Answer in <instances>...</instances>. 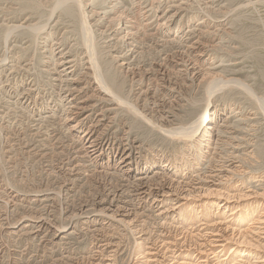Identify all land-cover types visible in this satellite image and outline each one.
I'll return each mask as SVG.
<instances>
[{"label":"rangeland","instance_id":"1","mask_svg":"<svg viewBox=\"0 0 264 264\" xmlns=\"http://www.w3.org/2000/svg\"><path fill=\"white\" fill-rule=\"evenodd\" d=\"M85 1H88L87 17H91V11L95 12L86 20L88 30L93 33L94 59L101 74L115 78L119 97L129 106L122 104L123 107L107 97L101 102L95 92L98 85L92 77L93 68L89 71L91 64L84 44L87 29H83L81 21L85 19L81 18L82 9L75 0H0V264H91L100 240L110 238L122 245L113 264H141L143 249H139L136 241L143 234L137 233L138 236L125 224L109 222L102 214L104 207L100 206V201L110 202L115 193L122 194V200L129 197L130 182L120 174L124 164L114 152V144H128L134 153L139 151L140 168H147L145 171L152 174L162 168L164 161L173 164L180 159L188 168L185 175H194L197 164L204 168L211 158L209 154L200 157L205 154V147L198 143V152H194L197 144L191 143L189 150L177 142L172 146L155 127L168 128L162 116L170 104L177 109L166 115L174 117L185 116L183 107L175 105L185 103L184 99L192 104L188 115L205 108L206 75L214 65H223L215 71L222 84L233 81L229 86H220L222 90L214 96L220 106L233 105L227 111L231 113L227 116L230 122L238 120L240 111L243 116L250 113L257 118V122L240 124L236 129L238 136L242 129L247 130V135H253L257 143L246 165L248 177L234 180L229 188L217 189L231 192L235 187L236 191L231 192L234 196L247 190L257 191L238 201L246 212L256 207L255 215L261 211L258 203L264 202V186L255 189L264 183L259 182L264 181V0H117L121 3L119 9L105 15L101 13L112 0ZM136 7L138 10L133 13L127 11ZM125 11L127 21L121 22L125 26L115 32L121 27L119 23L111 30V21H118ZM195 42L200 43L191 57L198 60L203 71L198 77L197 72L171 67L174 56L182 51L181 43ZM199 53L204 54L203 60L198 58ZM62 56L75 61L67 65V69L74 66L72 74L61 66ZM160 69L166 70L164 77L158 76ZM70 78L76 79L78 92L71 89L72 83L67 82ZM81 105L86 109L79 110ZM89 115L90 122L86 119ZM180 122L186 121L180 118ZM92 123L99 124L96 139L103 138L97 154L102 155L100 158L84 146L85 132ZM194 161L198 163L195 165ZM176 166L178 171L180 167ZM172 168L170 175L184 172L182 168L181 173ZM202 200L209 202L207 207L214 211L213 215L220 213L212 217L216 221L229 216L230 212H226L221 217V212L212 205L216 195ZM151 201L144 209L151 218L149 225H145L148 231L153 230L155 223L149 211ZM60 230L64 234L56 237V231Z\"/></svg>","mask_w":264,"mask_h":264},{"label":"bare ground","instance_id":"2","mask_svg":"<svg viewBox=\"0 0 264 264\" xmlns=\"http://www.w3.org/2000/svg\"><path fill=\"white\" fill-rule=\"evenodd\" d=\"M75 1L77 2L78 6L82 9V12L80 14L81 18H83L84 16V19H85L84 21H81L83 29L84 28L87 29V31L84 34V44L87 47V51L89 55L88 64H91V69L88 67L89 71H91L93 68L94 74H92V77L95 78L96 84L98 85L97 87L95 86L96 87L95 92L97 94L99 93L98 97L101 98V102L102 100L105 99V98L103 99V97H107V99L110 98L109 100L113 102L116 101L120 103L121 105L123 104L124 106H129L127 102L123 101L119 97V92H117L118 83L116 82L115 78L106 76V75L104 76L103 74H101L99 64L94 59L96 54H95V49L93 46L94 44L92 43V41L94 40L92 39L93 33L92 31L88 30L87 28L88 25H87L86 20H89L91 17H93L95 15V12L91 11L92 13L91 17H87L86 9L88 8V5L86 3L88 1L87 2L85 0H75ZM117 2H118L117 0H112L109 3V7L105 8V10L106 9L107 10L101 14L105 15V13L107 12H113L119 9V6H121V3L119 2L117 3ZM114 3H116L117 5ZM140 4L141 3H139V5ZM134 10L136 11L138 10V8L136 7L133 10L132 8L127 9L129 13L130 12L133 13ZM147 10L149 11V9ZM152 10L153 9H151V11ZM126 14H127L126 11L125 13H122L119 16L118 21H113L115 23H112L111 21V25H110L111 30L117 27L119 23L121 24L122 20H124L123 22L127 21ZM139 14H140V11H139ZM130 23L132 24V22ZM124 26L125 24L124 25L121 24L120 29H118L117 27L115 29V32L120 31L121 28H123ZM139 26L141 27V25ZM138 29L139 28H137V30ZM125 34L127 36H131L129 32L127 33L125 32ZM126 35H124V39L127 38ZM133 35L134 34L132 33V37ZM199 43L200 42H195L194 44H191V45L181 43L182 46L181 47L179 46V47L182 48V51L179 50V52H177V54L174 56L173 62L171 61V64H172L171 67H175L179 69L185 68L186 69L185 71H187V73H189L188 70L197 72V77L200 76V74H203L202 73L203 71L200 70L201 67H199L198 65V60H195L191 57V54L194 52V50L196 49L195 47L198 46ZM205 56H206V53H205ZM203 57H204V54H200L198 56V58L202 60H203ZM60 60L62 61L60 64H62L61 66L65 67V71L69 70L71 71L70 74H72L73 72L72 69L74 68V66L68 67L67 69V65H71L75 61H72L71 59L67 60L65 56H62ZM124 61H125L124 59L120 61V62H123V64L121 63L123 66L126 64ZM197 66H198V69H197ZM221 66L223 65L221 64ZM221 66L214 65L212 69L208 70V74L206 75L208 77L207 79L208 83H206L207 85L204 84L205 85L204 92L206 93V94L204 93L206 104L204 106L205 108L201 112L200 110H198V107H197L196 108L198 110L197 114L195 112L193 113L190 112L189 113L190 115H188L187 113L188 107L192 104L189 103L190 100L184 99L185 103L180 101L178 104H175V105L177 107H183V110L185 111V116H180V114H177L175 117L172 115L170 116V114L166 115L167 113L173 112V110L177 109V108L174 109V104L169 103L171 107L169 108L168 112L166 114L164 113L162 116L163 118L162 122L164 125H166V127L168 126V128L154 126L155 128H159L160 130L159 133H162V135H165V137H167V139L170 140V142L172 143V146L174 142H177V144H182L183 148H186V149L188 148L189 150L191 143H193L194 145L197 144V147L195 146L196 150L194 152H198L197 148L199 147V145L201 147L202 146L205 147V150H206L205 154L201 153V155L200 154L199 155L200 157H206V155L209 154L211 155V158H210L211 161L210 160L207 161L208 164L204 168L199 167L197 164L198 162L196 163L194 161L195 165L197 164V172L191 176L185 175V173H187L188 171V168L185 162L183 161L184 162L183 163L182 160L180 159L176 163L173 162V164L171 163V161H166V162L164 161L162 168L159 171L154 172L152 174L151 172L145 171V170H148L147 168L146 169L140 168L141 165L139 163V157H138L139 155L137 156L139 151L138 153H134V150L131 147L127 146L128 144L125 146H121V145L116 146V144H114L115 148L113 150L116 154H118L121 157V162L124 164V169L121 168L123 172L120 174H122L123 177L125 175L126 178L128 179V182H130V185H129L130 187L127 188L128 191L130 189L128 193L129 197L126 198V200H122L124 198L122 194L119 195L115 193L116 196H114V198L111 199L110 202L105 201L106 199L100 201V206L104 207V211H102V214L104 215L106 219H108V221L110 220L112 222H116V223L118 222V224L119 223L125 224L127 227H129L131 231L135 232L136 234L137 233L143 234L142 235L143 237H145L146 234L148 235V237H145V238L140 237V239L136 241L139 249H143L142 254H144V260H141L142 261L141 264H264V202L260 203L258 201L259 202L258 208H260L261 211L257 213V215H255L256 207L251 208L249 212H246L244 211L243 207H240L241 204H239L238 201L243 198H247L248 196H252L254 195V193L256 194L257 191H255L254 189L252 191L247 190L245 193L242 191L243 193H238L237 196H234V194H232L234 192V191L232 192V190L236 191L234 186H233L234 188L231 189L232 193L230 192V189H227V192L225 191L223 192L221 191V189H217L218 187L220 188L224 186L225 188H229V185L234 180H237V179L239 180L240 178L249 175L246 169L248 166L246 167V165L248 163V160L252 159V156L255 152V148L257 147L256 146L257 143L254 142L253 135H250V134L247 135V130L245 131V129H242L240 133L242 135V136L240 135L241 137L238 136L237 134L238 130L236 131V129H238L240 124L245 125L248 122H251V123L257 122V118L254 116V114L246 113L245 116H243L241 115L242 113H240L241 112L240 111L237 113L238 115L236 116L238 120L235 123H231L229 120L231 118L227 117L231 113L228 114L227 111L228 109L233 107V105L225 104L224 106H220L217 104L219 101H217L216 97L214 96H216L215 94L217 92L222 90L220 86L224 84L225 86H229L233 84L232 83L233 81L231 82L229 80H226V82L222 84V80H221L222 78L218 76L217 74H215V71L218 72ZM222 69L224 68L222 67ZM205 73H206V70H205ZM160 74H162L164 77L166 75V70L160 69L158 76ZM71 77H73V75ZM168 81L170 82V79ZM202 81L204 82L205 79ZM67 82L72 83L70 86H71V89H73V91L77 90L76 79L70 78V80H67ZM235 83H238V82L235 81ZM171 84L173 85V87H175L174 85H176L175 83H171ZM214 86L216 87L215 89H213ZM186 88H188V86ZM172 90L176 91V88H173ZM182 91L183 90H181L178 94H181ZM90 98L92 99L93 97H90ZM99 100H96V101H99ZM101 102H99V104ZM83 105L79 107V110L86 109V107H82ZM118 107H121V106H118ZM191 108H193V106ZM107 110L109 111V109ZM136 112L139 114L138 110H136ZM90 116L91 115L87 116L86 119H88ZM172 118H173V121H172ZM180 118L185 120L187 124L189 123V125H184L186 123V122L183 123L184 121L180 122ZM101 121L102 120H99L98 122L101 123ZM98 126H99L98 123H95V124L92 123L88 127V130L85 132V135H84L86 139L85 145H84L86 146V150L92 155L96 154L95 155L96 158H100L102 156L101 154L100 155H97V154H99V151H101L100 145L103 143L101 141L103 138L97 140L95 137ZM161 126L163 125L161 124ZM108 143H111V142H108ZM175 160L176 158L173 159V161ZM120 164H119V167H120ZM199 164H201V162ZM153 165L156 166V163ZM176 165H178L180 168L183 169L184 172L182 173V175H178V174L170 175V171L173 170L172 168L173 166L176 170L177 168ZM179 169L178 171L176 170L178 173L180 172ZM133 173L135 174L137 173V175L134 177ZM253 178H254L253 176L250 177L251 180H253ZM130 180H133V181H130ZM125 182L127 183V181ZM259 182H264V181L260 180ZM261 186H264V183L259 184L257 187H255V189L261 188ZM122 187H124V185ZM238 190L240 189L238 188ZM125 192L127 193V191ZM214 195H216V201L212 202V205L215 204L217 211L221 212L222 214L221 217L222 216L225 217L226 212H230L227 218H223V220L225 221L223 220L216 221L214 218H212L215 215L220 214V213L217 212L213 215L212 213H214V211L212 209H209V207H207L209 202L203 201V200L201 201V199L205 198L206 196H214ZM149 199H152L151 201L152 205L149 206L151 207L149 211L153 214L152 219L153 218L155 219V221L152 220L153 223L154 222L155 223L154 225L152 224L153 230L151 231L150 230L148 231V228L146 227L147 226L146 224L149 223L148 221L151 218H148L149 216L147 217V215L145 214V210H144L145 205L149 201ZM85 216H86V213H85ZM246 221H249V223L246 224ZM92 224H93V221H92ZM45 225H42L41 227H44ZM117 231L118 230H116V232ZM44 232H45V229H44ZM62 234L64 233L60 230V231H56L55 235L56 237H59ZM110 239L100 240L99 242L100 244L97 245L98 247L96 246L97 248L95 249L94 254L92 256L93 259H92L91 264H113L112 261L114 260V257L121 250V247H120L121 244L119 245L118 243L119 241L115 242L114 238L113 240L112 238ZM228 249L230 250L226 254Z\"/></svg>","mask_w":264,"mask_h":264}]
</instances>
